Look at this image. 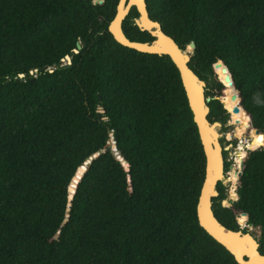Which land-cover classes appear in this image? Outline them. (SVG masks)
<instances>
[{
  "label": "trees",
  "instance_id": "trees-1",
  "mask_svg": "<svg viewBox=\"0 0 264 264\" xmlns=\"http://www.w3.org/2000/svg\"><path fill=\"white\" fill-rule=\"evenodd\" d=\"M119 1L0 0V264H239L198 221L206 158L179 70L114 38ZM147 3L182 49L195 42L209 120L245 126L244 148L264 139V0ZM138 14L124 30L151 41ZM228 175L238 201L215 214L259 227L264 254V146L244 153L238 188Z\"/></svg>",
  "mask_w": 264,
  "mask_h": 264
},
{
  "label": "water",
  "instance_id": "water-1",
  "mask_svg": "<svg viewBox=\"0 0 264 264\" xmlns=\"http://www.w3.org/2000/svg\"><path fill=\"white\" fill-rule=\"evenodd\" d=\"M93 1L95 4H101L104 2V0ZM132 8H135L139 13L138 16L133 18L134 24H136L141 30L149 31L154 37L151 41L133 40L126 34L123 23ZM109 31L118 42L125 46L142 52L167 55L176 64L186 91L190 108L193 112V118L199 131L206 158L205 177L197 202V217L199 224L213 238L224 245L226 249L233 254L239 264H264V254L260 252L261 235L255 236L247 227L242 228L239 226L237 230L228 228L215 214L213 198L219 195V182H225L224 180L227 177L223 154L227 147L220 141L221 133L214 129V126H222L223 123L217 120L211 122L208 118L210 113L208 102L211 100V96L207 95L208 84L189 65L195 49V42H190L185 49H182L179 43L163 30L161 22L151 17L147 0H120L115 17L109 24ZM78 48H81V43H78ZM185 50H187L186 53H184ZM75 51L78 52V49H75ZM66 59L68 64L71 63L70 56L67 55ZM21 76H23V74H21ZM219 78H221L220 75ZM220 100L225 103L223 98H220ZM239 106L243 108L250 120L249 127L253 128L251 118L247 111L242 105L239 104ZM253 129L256 133H261L258 129ZM109 145L113 153L121 160L125 169L127 171L130 170L129 162L123 158L117 149L113 133H111ZM261 146H264V144L249 150H255ZM104 151V149L99 150L97 153L90 156L82 166L78 168L77 174L71 183L72 187H75L77 181H79L81 176L87 170L88 165L92 160L97 158ZM240 159L242 169L236 170V174H238L239 178L243 172L244 155H241ZM227 182L231 183V180H228ZM238 187L239 184H237V188ZM238 197H230L228 203L230 205L235 204L238 201ZM238 214L247 215L246 213ZM247 224L249 226H254L250 222H247Z\"/></svg>",
  "mask_w": 264,
  "mask_h": 264
},
{
  "label": "rangeland",
  "instance_id": "rangeland-1",
  "mask_svg": "<svg viewBox=\"0 0 264 264\" xmlns=\"http://www.w3.org/2000/svg\"><path fill=\"white\" fill-rule=\"evenodd\" d=\"M209 83L211 84L212 81L207 82V84H209ZM230 116H231V114H230ZM229 120H230V118H229ZM229 120L226 123H223L222 126H220V133H221L220 141L224 146L227 147V149H226L227 160L229 161V163H231V165L235 166L236 170H239L238 167L236 166L237 162L240 160L241 155H244V153L246 151H248L249 148L245 147L244 151L241 153V152L237 151V147L242 142V140H246L245 138H249V134H247L245 126H242L239 123H237V126H239V129L241 130V134L236 135L235 132L238 131V129L237 128L235 129L234 125L230 124ZM230 170H231V168L227 172V175L229 174ZM239 183H240V181H239V177H238V184ZM223 184H224V187L226 188V193H227L228 198L232 197V189H233L232 188V182L231 183L223 182ZM225 205H226V207H231V205L228 204L227 202H225ZM236 220H237L238 225L240 226V222L238 221L237 216H236ZM252 231L254 232L253 234H255L256 236L260 235V228L259 227H257V230H255V231L252 230Z\"/></svg>",
  "mask_w": 264,
  "mask_h": 264
},
{
  "label": "bare ground",
  "instance_id": "bare-ground-1",
  "mask_svg": "<svg viewBox=\"0 0 264 264\" xmlns=\"http://www.w3.org/2000/svg\"><path fill=\"white\" fill-rule=\"evenodd\" d=\"M187 52V50H185L184 51V53H186ZM220 76L221 77H223V73L221 72L220 73ZM225 100V102H228V100H226V99H224ZM227 107V106H226ZM241 110L242 109H239L238 110V112H240L241 113ZM230 121V120H229ZM214 129L216 130V131H218L219 133H220V125H216V126H214ZM237 129H238V131H236L235 132V134L236 135H239V134H241V130L239 129V126H237ZM243 129V128H242ZM245 131V130H244ZM255 142V144H253V146L252 147H250L249 149H251V148H256V147H258L260 144H262V143H264V139L263 138H255L254 139V141L252 142V143H254ZM244 149V143H243V140H242V142L239 144V146L237 147V151L238 152H243V149ZM240 161V170L242 169V165H241V159L239 160ZM238 161V162H239ZM233 166V165H232ZM228 180H231V182H233V180H232V178H231V176L230 175H227V177L225 178V182H227ZM238 184V183H237ZM234 193V190L232 189V194ZM230 195V194H229ZM238 221L240 222V226L242 227V228H248L249 229V231L251 232V233H254L252 230H257V227L256 226H249L248 224H247V222H248V220H247V218L246 217H238ZM255 235V234H254ZM256 236V235H255Z\"/></svg>",
  "mask_w": 264,
  "mask_h": 264
},
{
  "label": "flooded vegetation",
  "instance_id": "flooded-vegetation-1",
  "mask_svg": "<svg viewBox=\"0 0 264 264\" xmlns=\"http://www.w3.org/2000/svg\"><path fill=\"white\" fill-rule=\"evenodd\" d=\"M225 151H226V149L224 150L223 154H224V158H225V169H226V173H227L229 171V169L231 168V163H229V161L227 160V151L226 152ZM218 191H219V195L217 197L213 198V206L216 207L219 204L221 207H226L225 202L228 203V199L230 197L228 198L227 193H226V188L224 187L223 183L221 186H220V184H218ZM224 193L226 194L225 197H223V198L219 197L220 195H222Z\"/></svg>",
  "mask_w": 264,
  "mask_h": 264
}]
</instances>
